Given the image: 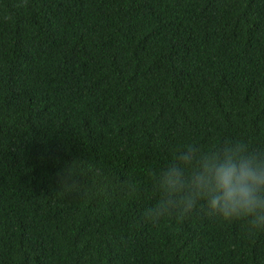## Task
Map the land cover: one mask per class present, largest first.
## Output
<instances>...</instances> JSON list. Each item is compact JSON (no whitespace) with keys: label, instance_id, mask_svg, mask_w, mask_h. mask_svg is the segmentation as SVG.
Instances as JSON below:
<instances>
[{"label":"trees","instance_id":"obj_1","mask_svg":"<svg viewBox=\"0 0 264 264\" xmlns=\"http://www.w3.org/2000/svg\"><path fill=\"white\" fill-rule=\"evenodd\" d=\"M226 138L264 147V0H0V264H264V232L143 217Z\"/></svg>","mask_w":264,"mask_h":264},{"label":"clouds","instance_id":"obj_2","mask_svg":"<svg viewBox=\"0 0 264 264\" xmlns=\"http://www.w3.org/2000/svg\"><path fill=\"white\" fill-rule=\"evenodd\" d=\"M148 179L156 194L143 210L149 223L198 213L238 222L250 234L264 232V147L241 138L186 143Z\"/></svg>","mask_w":264,"mask_h":264}]
</instances>
